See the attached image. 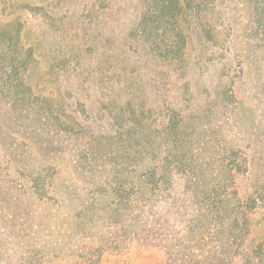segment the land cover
I'll list each match as a JSON object with an SVG mask.
<instances>
[{
	"label": "trees",
	"instance_id": "trees-1",
	"mask_svg": "<svg viewBox=\"0 0 264 264\" xmlns=\"http://www.w3.org/2000/svg\"><path fill=\"white\" fill-rule=\"evenodd\" d=\"M118 1L93 3L97 9L102 4L112 11ZM246 1L248 51L264 54V0ZM125 4L132 22L124 34V48L141 67L155 69L143 83L152 100L148 96L145 102L126 100L110 111L88 106L83 119L71 106H59L55 97L35 91L28 83L36 51L23 43L25 23L39 20L45 13L42 5L33 0H0V131L20 145L31 142L36 153H51L54 139L63 134L75 141L68 162L74 175L98 178L89 187L70 186L66 196L55 184L62 169L45 164L28 172L30 198L43 206L73 203L66 223L85 239H93L100 225L109 229L121 225L119 237L101 239L77 254L81 264H91L92 258L97 259L95 264H132L136 258L130 255L118 263L106 254L128 245L132 236L148 243L139 224L152 221L150 210L179 183L190 207L173 232L163 237L164 264H264V239L252 236L254 216L264 211V175L252 172L249 146L209 129L207 121H191L171 92L182 74L188 36L208 35L209 19L204 18L208 2L126 0ZM235 55L240 88L247 73L240 51ZM239 101L231 86L222 93L219 105L228 108ZM238 176L247 178L244 196L236 183ZM7 178L0 168V185L8 183L6 202L19 201Z\"/></svg>",
	"mask_w": 264,
	"mask_h": 264
},
{
	"label": "rangeland",
	"instance_id": "rangeland-1",
	"mask_svg": "<svg viewBox=\"0 0 264 264\" xmlns=\"http://www.w3.org/2000/svg\"><path fill=\"white\" fill-rule=\"evenodd\" d=\"M33 1L41 4L45 12L39 20H26L23 35L24 45L36 51L27 73L28 83L35 91L55 97L56 103L65 109L71 106L74 114L83 119L88 106L110 111L126 100L145 102L147 96L152 100L143 83L155 69L150 65L141 67L124 48V34L132 22L131 16L124 12L126 0H119L112 11L102 4L97 9L93 0ZM206 1L204 18L209 19L208 35L198 32L197 36H188L182 74L173 82L171 92L191 121H207L209 129L221 131L235 144L249 146L247 154L254 162L252 172L261 176L264 175V60H261L264 54L261 50L253 55L244 39L249 4L246 0ZM238 51L247 73L240 88L235 78ZM231 86L240 101L221 109L222 93ZM4 132L0 131V168L15 185L13 191L20 200L6 202L8 183L1 182L0 264H81L76 260L77 254L93 248L101 239L121 235L120 224L111 229L100 225L94 229L93 239H85L66 223L73 203L61 207L56 201L43 206L30 198L28 172L49 163L62 169L55 184L56 190L66 196L70 195V188L96 183L98 178L77 177L69 166L74 140L60 134L50 146L51 153H36L30 148L31 142L20 145ZM26 133L29 131L24 132L28 137ZM246 179L236 177L241 196L247 192ZM182 192L178 183L170 195L150 210L152 221H145L146 227L139 224L144 236L149 237L148 243L128 236V245L106 256L118 263L130 255L136 258L132 264H164L163 237L172 233L189 212L188 198ZM252 224L255 227L252 236L264 239V211L256 213ZM139 235L143 239L141 231ZM96 262L97 259H91V264Z\"/></svg>",
	"mask_w": 264,
	"mask_h": 264
}]
</instances>
